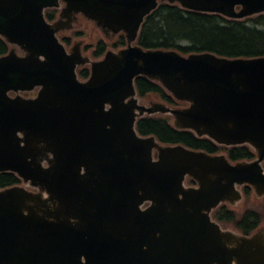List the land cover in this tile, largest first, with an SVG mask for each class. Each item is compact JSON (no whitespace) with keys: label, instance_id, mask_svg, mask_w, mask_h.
<instances>
[{"label":"water","instance_id":"water-1","mask_svg":"<svg viewBox=\"0 0 264 264\" xmlns=\"http://www.w3.org/2000/svg\"><path fill=\"white\" fill-rule=\"evenodd\" d=\"M59 1L0 0V36L26 53L0 57V173L24 180L0 190V264H264V230L246 237L211 218L221 203L241 201L238 185L264 195V58L145 52L129 36L127 50L91 62V78L80 82L76 67L89 59L79 45L68 54L56 37L61 22L44 18ZM64 1L69 21L82 11L120 30L153 0ZM169 2L236 19L264 12V0ZM138 74L190 107H140ZM37 86L36 98L9 97ZM145 111L171 114L177 128L219 144L248 143L259 158L231 165L140 137L135 123ZM187 177L198 187H186Z\"/></svg>","mask_w":264,"mask_h":264},{"label":"trees","instance_id":"trees-1","mask_svg":"<svg viewBox=\"0 0 264 264\" xmlns=\"http://www.w3.org/2000/svg\"><path fill=\"white\" fill-rule=\"evenodd\" d=\"M142 32L140 44L146 48L178 49L184 53L213 52L226 57L264 56V16L247 25L243 22L229 21L219 15H206L184 12L179 7L163 6L159 13L150 17ZM183 43H187L184 46ZM8 45L0 39V55L7 53ZM85 74L84 76H86ZM142 94L161 93L160 87L146 79L138 81ZM142 135H155L166 144H184L194 149L218 152L219 148L207 139H198L193 133L177 131L167 119L144 118L138 122ZM233 160L254 157L247 147L230 151ZM20 183L19 178L6 173L0 176V187L5 188ZM247 199L251 195L246 190ZM225 225H234L244 234H249L263 222L260 212L246 210L241 216L227 206H222L215 214Z\"/></svg>","mask_w":264,"mask_h":264},{"label":"rangeland","instance_id":"rangeland-1","mask_svg":"<svg viewBox=\"0 0 264 264\" xmlns=\"http://www.w3.org/2000/svg\"><path fill=\"white\" fill-rule=\"evenodd\" d=\"M75 32L81 33L83 37L78 38L77 36H74ZM75 32L73 31L70 33H64L65 36L72 37V44L77 40H83L84 47L86 45L95 46L99 40L103 39V36L100 33L93 31V25L87 21H82L80 27H78ZM88 54H90V52H88ZM246 208L256 209L264 215V203L261 200L255 199L254 197H252L248 202H243L237 208L238 215H241ZM262 226L264 227V222ZM229 227L235 229L232 226Z\"/></svg>","mask_w":264,"mask_h":264}]
</instances>
